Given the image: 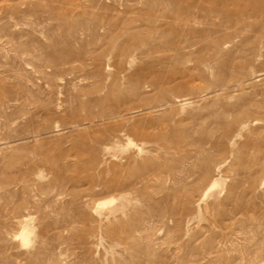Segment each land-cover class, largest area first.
<instances>
[{
  "label": "rangeland",
  "instance_id": "1",
  "mask_svg": "<svg viewBox=\"0 0 264 264\" xmlns=\"http://www.w3.org/2000/svg\"><path fill=\"white\" fill-rule=\"evenodd\" d=\"M0 264H264V0H0Z\"/></svg>",
  "mask_w": 264,
  "mask_h": 264
}]
</instances>
